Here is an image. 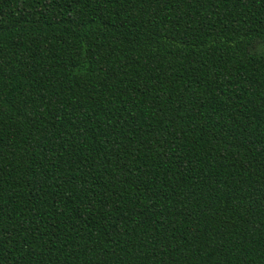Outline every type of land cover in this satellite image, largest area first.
<instances>
[{
  "label": "trees",
  "instance_id": "1",
  "mask_svg": "<svg viewBox=\"0 0 264 264\" xmlns=\"http://www.w3.org/2000/svg\"><path fill=\"white\" fill-rule=\"evenodd\" d=\"M0 264H264V0H0Z\"/></svg>",
  "mask_w": 264,
  "mask_h": 264
}]
</instances>
